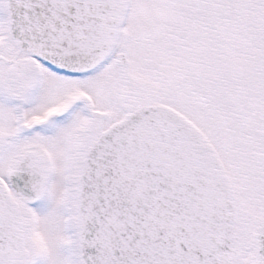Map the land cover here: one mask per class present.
<instances>
[{"label": "snow or ice", "instance_id": "6c2138e0", "mask_svg": "<svg viewBox=\"0 0 264 264\" xmlns=\"http://www.w3.org/2000/svg\"><path fill=\"white\" fill-rule=\"evenodd\" d=\"M0 264H264V0H0Z\"/></svg>", "mask_w": 264, "mask_h": 264}]
</instances>
